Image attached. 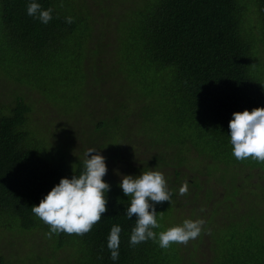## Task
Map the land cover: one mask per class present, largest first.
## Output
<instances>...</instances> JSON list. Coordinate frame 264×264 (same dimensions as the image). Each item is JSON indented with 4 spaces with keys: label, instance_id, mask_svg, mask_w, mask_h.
Masks as SVG:
<instances>
[{
    "label": "trees",
    "instance_id": "1",
    "mask_svg": "<svg viewBox=\"0 0 264 264\" xmlns=\"http://www.w3.org/2000/svg\"><path fill=\"white\" fill-rule=\"evenodd\" d=\"M38 2L53 9L48 24L27 15L28 0H0V75L12 88L0 106V227L47 235L53 264H264V162L236 159L229 136L234 112L264 106V0ZM54 111L65 118L41 121ZM89 148L107 173L125 159L138 160L131 175L161 171L172 200L156 205L155 231L202 219L199 236L131 246L136 217L113 172L89 232L49 235L31 207L80 174ZM0 264H12L2 251Z\"/></svg>",
    "mask_w": 264,
    "mask_h": 264
},
{
    "label": "clouds",
    "instance_id": "2",
    "mask_svg": "<svg viewBox=\"0 0 264 264\" xmlns=\"http://www.w3.org/2000/svg\"><path fill=\"white\" fill-rule=\"evenodd\" d=\"M26 12L43 24L53 19V9L43 8L38 0H28ZM66 21L72 23L73 18L66 17ZM229 130L232 154L236 159L251 158L264 162V106L234 112L229 121ZM82 165L79 175L62 177L38 205L31 207L32 212L50 226L49 235L60 232L87 233L108 210L111 185L104 179L108 172L106 157L98 149L89 148L84 154ZM118 174L121 176L118 187L130 199L125 215L128 219L134 215L136 217L129 239L131 246L151 239L159 247L167 249L174 243L186 244L199 236L204 224L202 219H184L182 223L164 231H155L160 227L156 205L172 200V193L161 171H142L139 175ZM188 190L189 185L185 181L179 192L183 195ZM121 232V225L114 224L108 235V248L113 261L119 260Z\"/></svg>",
    "mask_w": 264,
    "mask_h": 264
},
{
    "label": "rangeland",
    "instance_id": "3",
    "mask_svg": "<svg viewBox=\"0 0 264 264\" xmlns=\"http://www.w3.org/2000/svg\"><path fill=\"white\" fill-rule=\"evenodd\" d=\"M36 69H33L34 72ZM42 76H39L37 80H41ZM8 78L0 75V106L2 104H8L10 102V93L12 88L7 83ZM38 96L41 95L39 91H35ZM54 117L52 121H60L65 118L60 112L54 111L47 116V113L40 115L42 122L47 121V118ZM116 141L120 140V136L115 137ZM78 154V153H77ZM138 160L128 161L125 159L121 167L113 168L109 173V177H112L111 172L117 174L119 178L121 176L118 174H133L136 172L134 166H138ZM0 251L5 252L12 264H53L47 263V258L50 255L49 249H47V235L41 232H27V231H17L12 229V227L2 228L0 227ZM71 263L69 264H79L75 263L74 257L69 256ZM55 264V263H54Z\"/></svg>",
    "mask_w": 264,
    "mask_h": 264
}]
</instances>
